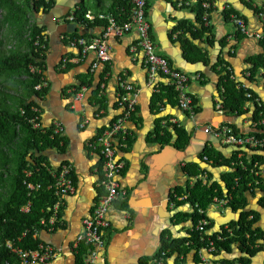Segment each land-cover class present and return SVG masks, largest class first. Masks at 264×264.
<instances>
[{
	"label": "crops",
	"instance_id": "1",
	"mask_svg": "<svg viewBox=\"0 0 264 264\" xmlns=\"http://www.w3.org/2000/svg\"><path fill=\"white\" fill-rule=\"evenodd\" d=\"M197 1L148 0L147 5L150 35L157 54L191 78L188 92L195 101L193 117L180 108L178 94L168 97L166 92L165 97L159 96L161 90L174 87L164 74L151 82L145 53L137 45L135 32L111 35L108 39L111 62L102 65L96 73L91 72L95 55H83L76 41L101 37L108 25L106 19H101L103 16H113L119 23L127 21L131 9L120 7L122 1L95 0L94 9L86 0H56L58 12L42 10L35 15L39 26L45 27L43 35L48 40L44 71L47 82L44 87L48 92L35 101L41 110L42 128L61 122L66 142L65 153L58 149L46 150L44 163L52 169V183L53 173L69 165L75 186L72 195L61 199L60 223L36 233L43 242L40 248L52 247L57 253L53 260L37 264H86L94 253L97 255L89 264H203L200 251L189 248L192 242L176 250L169 246L166 255L161 252L164 241L190 239L203 219L211 226L208 235L239 222L242 215L228 205L229 198H215L204 210L190 201L189 190L198 182L217 184L227 196L232 184L228 175L237 172L238 166L246 162L247 166L242 167L252 166L253 173L262 179L246 198L247 209L260 216L256 227L264 232V151L227 144L212 131H205L230 128L242 137L264 133L260 131L264 126L255 127L262 117L254 119L258 109H262L261 116L264 115V70H258L251 77L252 65L248 62L264 54L263 40L258 38L264 34L260 16L264 12V0H211L212 8L206 13L213 27L212 43L205 36L202 40L194 39L189 32L184 35L193 43H183L181 39L185 37L179 38L182 31L177 28L182 24L188 26V22L197 23ZM85 6L89 10L87 15L95 18L91 23L98 20L97 24L84 26L75 21L74 12ZM232 8L237 13L231 16L239 15L245 20L248 35L241 33L232 19L226 20V12ZM57 16L62 18L57 20ZM70 17L74 20L70 21ZM230 24L234 30L230 29ZM237 30L243 36H237ZM201 57L203 59L195 63L190 61V58ZM227 74L238 84V90H251L252 93H248L255 98L240 107L233 100H227L223 85ZM119 78L138 90L136 113L124 125L127 140L118 138L117 143V158L124 164L118 183L125 195L109 209L110 226L104 232L105 245L96 247L77 243V239L83 235L84 221L93 216L100 199L107 193L101 156L90 145L123 113ZM84 88L87 90L83 91ZM79 93H83V98L76 100ZM84 121L87 124L82 127ZM177 128L186 135L180 136ZM32 175L28 173V177ZM27 183L42 186L38 192L52 191L59 202L51 182L46 186L25 181L28 189ZM30 206V203L24 206L23 211L27 207L30 211ZM196 213L205 217L197 221ZM259 242L264 245V238ZM204 248L202 253L217 264H224L223 261L238 264L245 256L239 243L233 244L230 252L219 255L217 251L207 255ZM250 264H264V250L251 257Z\"/></svg>",
	"mask_w": 264,
	"mask_h": 264
},
{
	"label": "trees",
	"instance_id": "2",
	"mask_svg": "<svg viewBox=\"0 0 264 264\" xmlns=\"http://www.w3.org/2000/svg\"><path fill=\"white\" fill-rule=\"evenodd\" d=\"M117 1H122L120 7L131 9V6L126 5L130 3L129 0ZM204 2L211 0L197 1L196 24L188 22V26L182 24L177 28L178 31H182L179 38L185 37L181 39L183 43H193V40H189L184 35L187 32L191 33L194 39L202 40L205 36L207 41L212 43L213 27L211 24L206 25L203 20L205 13L208 12L203 7ZM55 6L56 0H0V264H22L17 250L29 252L40 249L43 242L36 237V233L51 229L48 222L57 202L52 191L45 189L30 193L25 185V181L46 186L52 183V169L45 165L47 159L43 153L48 149H58L65 153V139L55 134L53 127L36 129L30 122L36 116L41 119V113L37 114L33 110L38 107L35 100L48 92L45 87L36 90V87L43 84L46 79L44 75L46 54L41 55L44 51L36 46V42L39 40L40 44L48 45V40H45L43 35L45 27L39 26L35 15L42 10L49 13ZM88 11L86 6L75 11V21L84 26L97 24L98 20L91 23L87 19ZM234 12L237 13L233 8L232 11L226 12L227 21H231ZM237 36L243 35L237 30ZM76 38L80 37L76 35ZM6 41L11 45L5 47ZM262 42L264 44V40ZM194 49L200 51L198 47ZM202 59V57L190 58V61L195 63ZM248 62L252 65L251 77L258 70H264V54L250 58ZM225 79L224 95L227 100L236 102L238 107L255 98L254 94L251 99L247 97L248 92L252 93L251 90H238V84L231 80L230 74H227ZM166 92L168 97L177 96L174 88L171 87H168V90L167 88L161 90L159 96L165 97ZM261 112L262 109L256 111L255 120L261 118ZM261 130L264 132V127ZM165 134H170V131H165ZM179 134L186 135V132L179 130ZM260 135L264 136V133ZM157 136H159L158 132ZM187 143L188 141L185 142ZM246 163L241 165L247 166ZM242 166L239 165L237 172L228 175L232 184L228 187L227 196L217 184L203 185L198 182L189 190L190 201L198 203L204 210L215 198L227 200L229 198L228 205L235 212L243 211L241 220L228 224L215 235H205L195 231L190 239H185L183 242L164 241L162 253L167 255L169 246L175 247L176 250L186 246L188 242L193 243L189 248L199 253L202 247L207 248L210 239L215 243L216 255L230 252L232 245L239 243L245 256L238 260V264H250L251 257L264 250V245L259 242L264 238V232L256 227L260 219L259 214L254 211H244L249 204L246 194L251 188L259 185L262 179L260 175L256 176L253 173L252 166L248 165L247 169ZM30 172L33 175L28 177ZM29 203L30 211L24 212L23 207ZM195 217L199 221L205 215L199 216V213H196ZM210 227L208 226V229ZM79 258L82 261V254ZM229 262L223 261L224 264H230Z\"/></svg>",
	"mask_w": 264,
	"mask_h": 264
},
{
	"label": "built area",
	"instance_id": "3",
	"mask_svg": "<svg viewBox=\"0 0 264 264\" xmlns=\"http://www.w3.org/2000/svg\"><path fill=\"white\" fill-rule=\"evenodd\" d=\"M131 3V12L127 21L119 23L118 20L113 16L101 17V19H106L108 25L105 28L103 35L99 38L92 39L90 41L80 40L79 42L83 45V55H88L93 53L95 55V60L91 66V72L96 73L98 69L105 64L111 62L110 51L108 47V39L111 35L124 36L126 34L135 32L137 33V45L139 48L143 49L145 53V62L153 82L158 75L164 74L169 85H172L178 94V101L180 108L189 113L192 117L196 114L195 112V101L188 92V85L191 78L185 73L174 68L170 62L157 54L156 45L153 42L150 29L151 25L147 16V5L148 0H129ZM204 8L209 11L212 8L211 2H205ZM208 13V12H207ZM206 13L204 16V22L209 25V16ZM264 22V12L260 15ZM87 19L95 20L92 15H87ZM231 19L235 22L239 31L244 35H248V28L246 22L243 18L233 15ZM70 21L74 20V17L69 18ZM259 39L264 40V34L258 36ZM41 41L36 42V46L44 51L41 55L45 54L46 45L40 44ZM200 78V76L195 77ZM120 88L123 91L122 95V105L123 113L117 117L116 121L113 123L112 127L105 131L104 133L98 135L96 139L91 143V148L99 154L103 163L104 181L103 184L107 189V193L100 199L99 204L94 210L93 216L84 221V232L83 235L79 236L77 243H86L88 245H94L96 247H103L105 245V230L109 228L110 224L108 222V211L118 202L124 195L125 192L121 191L120 185L118 183V177L122 170L124 169V164L117 158V143L118 138L121 141L127 140V130L125 128V123L130 120L136 113L137 96L138 90L130 84L128 81L119 78ZM44 86H47L45 81L43 84L36 87V90H42ZM102 87H106L105 84ZM87 89L84 88L83 91ZM84 93V92H83ZM83 93H79L76 100L83 98ZM250 98L252 94H247ZM34 112L37 114L41 113V110L37 107L33 108ZM262 118L255 123V127L259 128L264 126V115ZM34 128L40 129L42 127L41 119L36 116L30 121ZM87 121L82 123V127L86 126ZM54 133L57 135H63L64 126L61 122H55L52 126ZM206 133H214L216 137H219L223 142L230 145H237L241 147H250L258 150L264 151V136L250 135L248 137H242L235 134L230 128H223L219 130H213L212 128H207ZM120 143V142H119ZM264 173V171H263ZM54 182L51 188L55 191L57 196L60 198L59 202L56 203L54 208V215L50 218L48 224L50 228H55L57 224L60 223L61 217L59 216V210L62 205V198L68 195H72L75 191L74 181L71 177V167L69 165H64L59 172L53 173ZM30 192H38L42 189V186H35L31 183H27ZM24 211L28 212L29 207L25 208ZM43 223H46L43 221ZM208 222L206 219L200 221L198 226V231L202 234L208 235ZM204 240V238H202ZM209 245L204 248L205 254H214L216 251V246L214 241L209 239ZM21 260L22 264H37L46 263L53 260L57 253L52 247L41 246L37 251H16ZM200 250L201 260L203 264H217L213 259L208 258ZM97 253L91 254L88 259V263H91V258L95 257Z\"/></svg>",
	"mask_w": 264,
	"mask_h": 264
},
{
	"label": "rangeland",
	"instance_id": "4",
	"mask_svg": "<svg viewBox=\"0 0 264 264\" xmlns=\"http://www.w3.org/2000/svg\"><path fill=\"white\" fill-rule=\"evenodd\" d=\"M86 3H87V5H90L92 8H94V9L96 8L95 0H86ZM228 26L230 27L231 30H234V29H233L234 26H233L232 24H230V25H228ZM80 40H84V39H77V41H76L77 43H76V44L80 45V46L82 47V51H83V45L79 42ZM4 44H5V45H4L5 47H8V46L11 45V43H9V42H7V41H6ZM37 108H38V107H37ZM256 128H257V127H256ZM259 128H260V127H259ZM259 128H257V129H259ZM234 146H237V145H234ZM237 147H241V146H237ZM215 256H216V255H215Z\"/></svg>",
	"mask_w": 264,
	"mask_h": 264
},
{
	"label": "water",
	"instance_id": "5",
	"mask_svg": "<svg viewBox=\"0 0 264 264\" xmlns=\"http://www.w3.org/2000/svg\"><path fill=\"white\" fill-rule=\"evenodd\" d=\"M238 9V8H237ZM59 11V8H58V5H57V7L55 6V8L53 9V11L52 12H54V13H56V12H58ZM58 17V16H57ZM62 18V16H59L58 18H56L57 20H60ZM244 211H249V209H247L246 208V210H244ZM242 213H243V211L242 210H240L239 211V216H241L242 215ZM221 226H220V230H221Z\"/></svg>",
	"mask_w": 264,
	"mask_h": 264
}]
</instances>
